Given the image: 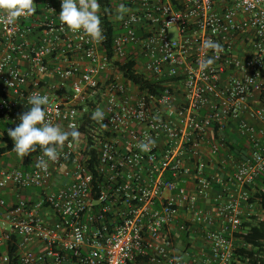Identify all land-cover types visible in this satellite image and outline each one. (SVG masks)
<instances>
[{
	"label": "built area",
	"instance_id": "1",
	"mask_svg": "<svg viewBox=\"0 0 264 264\" xmlns=\"http://www.w3.org/2000/svg\"><path fill=\"white\" fill-rule=\"evenodd\" d=\"M34 2L15 22L0 12V135L36 92L49 97L46 122L70 131L89 116L91 143L66 142L46 170L39 146L24 167L0 152V192L32 191L0 210V262L16 243L22 264H231L240 201L264 172V0H109V48L104 27L97 42L62 25L61 0ZM209 38L221 47H203ZM128 58L163 90L126 77ZM232 122L250 145L227 178L243 193L211 197L224 179L207 166Z\"/></svg>",
	"mask_w": 264,
	"mask_h": 264
},
{
	"label": "clouds",
	"instance_id": "2",
	"mask_svg": "<svg viewBox=\"0 0 264 264\" xmlns=\"http://www.w3.org/2000/svg\"><path fill=\"white\" fill-rule=\"evenodd\" d=\"M34 0H0V12H3L5 22H15L21 16H28L35 12ZM99 0H61V11L58 18L62 25L73 33H84L93 41L105 39L102 29L101 16L99 14ZM126 6L120 5V15H123ZM203 47L218 49L221 45L209 38L203 42ZM213 63L211 57L203 61L201 67L207 68ZM29 110L19 116V124L14 128H8L7 134L14 141V151L17 156L23 158L36 150L39 146L43 156L47 160L40 159L37 166L42 170L48 167V161L58 159V148H62L66 142H75L80 133L78 129L65 130L58 124L46 122L49 97L47 94L32 93L27 98ZM103 110L97 108L92 112V119L104 121ZM154 141L148 139L137 147L142 152H148Z\"/></svg>",
	"mask_w": 264,
	"mask_h": 264
},
{
	"label": "trees",
	"instance_id": "3",
	"mask_svg": "<svg viewBox=\"0 0 264 264\" xmlns=\"http://www.w3.org/2000/svg\"><path fill=\"white\" fill-rule=\"evenodd\" d=\"M99 2L104 7L110 5L109 0H99ZM101 21V26L105 28V36L107 40L105 45L109 48L112 44V36L115 32L107 21L106 12L105 15L101 16ZM122 68L126 69L125 76L130 77L134 82L139 83L142 90L151 89L156 93L163 90V87L160 85L162 81L154 82L151 79L145 78V75L136 73L133 69V63L129 58L127 65ZM1 129L3 130V135H0V141H6L7 145L1 147L0 152L10 151L14 147V142L8 136L7 130L4 126H2ZM89 129L90 117L86 116V118L81 121L78 128L80 133L79 137H88L89 143H91L90 136L88 135ZM241 143H244V141ZM241 143L228 144V150L233 149L238 151L239 148H242ZM35 151L24 157V161L21 163L22 167L33 159ZM224 151V149H220V153H223ZM246 189L250 192L248 202L253 204V206L258 207V209L264 210V172L259 174L252 187H246ZM242 219L240 229L235 233L234 259L231 264H264V220H262L256 213L244 215ZM182 237L186 238L187 236L182 234ZM1 251H6L8 255L9 261L7 264H22L19 259L16 243H8L7 245L2 246Z\"/></svg>",
	"mask_w": 264,
	"mask_h": 264
},
{
	"label": "crops",
	"instance_id": "4",
	"mask_svg": "<svg viewBox=\"0 0 264 264\" xmlns=\"http://www.w3.org/2000/svg\"><path fill=\"white\" fill-rule=\"evenodd\" d=\"M226 137L229 144L234 143H241L242 148H239L238 151L235 150H226L220 155V159L217 157L212 158L209 160L207 166V172L209 174L219 173L220 176L224 179L223 183H217L213 186L210 192V196L214 197L217 193H222L228 196H234L235 198L240 199V196L243 193V189L240 186L235 185L232 182L227 180L228 175L232 170L235 168V164L243 159V156L249 151L250 145H248L246 139L240 135L237 130V127L234 122L227 129ZM225 150V149H224ZM15 153L12 151L10 154H6L2 157L1 162L10 166H17L20 163V157L17 154H14V157H11V154ZM12 159L11 162L8 160ZM32 191L30 189H21L18 190L15 187H7L6 189L0 192V200L4 202V205H0V210L4 213L9 209L12 202L17 201L18 197L20 196L22 199H26L29 197ZM207 207L210 206V201L206 204ZM241 210L247 207V204L240 201ZM251 206V205H250ZM248 214V213H247ZM0 264H3L0 262Z\"/></svg>",
	"mask_w": 264,
	"mask_h": 264
},
{
	"label": "rangeland",
	"instance_id": "5",
	"mask_svg": "<svg viewBox=\"0 0 264 264\" xmlns=\"http://www.w3.org/2000/svg\"><path fill=\"white\" fill-rule=\"evenodd\" d=\"M170 36H171V37L174 36L173 31L170 32ZM14 154H15V153H12V154H11V157H14ZM8 160L11 162L12 159H9V158H8ZM243 202H244V201H243ZM245 204H247V207H246V208H243V213H244L243 215H248L247 213H250V214L256 213V214H258V215H260V216L263 215L262 211H261L260 209H258V207L253 206V204H252V206H250L251 203H249L248 201H246Z\"/></svg>",
	"mask_w": 264,
	"mask_h": 264
}]
</instances>
